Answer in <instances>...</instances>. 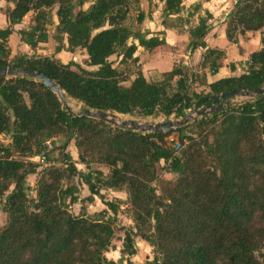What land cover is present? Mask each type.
<instances>
[{
	"label": "trees",
	"instance_id": "16d2710c",
	"mask_svg": "<svg viewBox=\"0 0 264 264\" xmlns=\"http://www.w3.org/2000/svg\"><path fill=\"white\" fill-rule=\"evenodd\" d=\"M9 26L0 28V67L30 68L53 78L72 98L101 111L139 116L185 115L193 107L191 81L195 73L179 61L162 79L150 81L143 70L129 78L110 60L139 64V47L153 51L166 44L159 34L151 35L125 24L132 5L140 0H5ZM94 1L84 9V5ZM152 1V0H150ZM166 3L167 17L190 25L192 52L207 48L211 30L210 12L201 13L195 4L186 15L183 0ZM58 6L59 25L54 35L56 52L86 49L88 70L75 61L64 63L55 56H12L9 44L31 11L44 13ZM78 8H80L78 10ZM2 7L0 5V12ZM176 15V17H172ZM148 13L140 10L138 23ZM197 22L193 24V20ZM261 32L262 48L250 55L248 71L207 83V95L237 88L264 85V0H237L227 19V37L238 43L239 35ZM32 49L48 42L47 24L36 22L20 30ZM67 38L68 45L64 43ZM134 38L137 42L129 43ZM221 50L208 49L202 64L212 62ZM76 66L77 69L73 67ZM232 69L234 65H231ZM197 105L204 93H194ZM193 125L197 135L185 130ZM178 133V147L168 139ZM2 135H11L5 145ZM64 137L58 162L39 172L36 197L30 195L28 177L38 173L34 156L50 155L48 141ZM88 172L79 171L70 153L71 141ZM53 142H55L53 140ZM165 161L175 180L160 177L158 164ZM110 168L108 176L94 165ZM77 175L92 193L104 188L126 189L135 228L128 229L122 253L137 254L136 237L149 242L156 252L152 264H264V97L237 104L205 116L171 133H142L71 113L56 93L30 76L0 77V204L8 214L0 226V264H118L109 259L116 234L120 206L106 201L108 210L97 215L75 214L69 206L79 200L75 185H66ZM109 211L112 214H109ZM108 214V216H107ZM127 264H134L130 259Z\"/></svg>",
	"mask_w": 264,
	"mask_h": 264
},
{
	"label": "rangeland",
	"instance_id": "374dc122",
	"mask_svg": "<svg viewBox=\"0 0 264 264\" xmlns=\"http://www.w3.org/2000/svg\"><path fill=\"white\" fill-rule=\"evenodd\" d=\"M94 1H89L84 5V9H87L91 6V4ZM237 3V0H232L231 4L229 5L228 14H224V17L228 18L229 13L231 10L235 7V4ZM1 7L2 10L0 12V16L3 15L6 19V23L4 21V28L8 27L9 19L7 16V9L9 7H13V4L7 3L5 0H1ZM166 3L161 2L160 0H140L139 4H133L129 17L127 21L125 22L126 25L132 27L135 30H141L143 32L150 33L151 35L159 34L161 37H164V32L160 31L161 25H163L164 19L167 17V13H165ZM58 9V6L51 10H47L44 13L31 11L26 17L23 19V21L15 25L18 28L15 29V32L12 34L9 40V44L12 50V56L16 55H22V54H28L26 51L23 50V40L20 33V30L24 29L27 30V28H31L33 25H35L36 22L43 21L47 24V29L49 32V40L46 42L45 46H42L41 53L42 54H34L33 50H29L31 52V55H37V56H56V47L59 44V42L54 39V35L57 33V26L59 25V19L56 14ZM80 8H78L79 10ZM140 10H144L148 13V17L144 21V23H138L137 16L139 14ZM185 15V12L182 14ZM196 20H193V24L196 23ZM170 25H174V28L177 32H186L190 36L189 28L190 25H188L185 21H179L175 18H169L168 20ZM2 22H0L1 25ZM212 25V24H211ZM164 26V25H163ZM165 27V26H164ZM167 28V27H166ZM191 40V38H190ZM137 42L134 38H131L129 40V43ZM65 45H68L67 38L64 40ZM189 41H186L184 43H180L176 45L173 43L172 45L174 47H168L163 46L161 50L155 49L153 51L144 49L143 47H140L137 54L140 57L139 64H135L133 62L129 63H121L122 56L119 54H115L112 57H110V60L113 62L115 67H118L123 73V76L128 77L129 79L123 82L124 85L129 86L131 84V81L135 78L136 72L138 70H143L146 78L150 81H159L162 79L163 72L171 70L172 67L179 63V61H186V65L191 68L193 73H195L194 79L191 81V90L194 100V105L192 108L186 111L185 115L188 114L193 109L202 108L205 107L207 104L204 105H197L198 99L194 96V93H204V95H207V93L210 91V88L207 83H209V74H214L213 69L214 66H212V62H208L206 64H202V61H197L194 59V52L191 51L189 48ZM261 45H258L260 47ZM159 48V47H158ZM170 52L168 55H171L172 57H175V59L172 57L168 58L165 53ZM63 52V51H62ZM67 54L63 55L61 60L64 63H68L70 61H75L77 64L87 68L88 70H97L98 67L96 66H90L88 64L89 61V55L86 49H78L75 52L66 51ZM165 52V53H164ZM240 52V51H239ZM192 53V54H190ZM236 53L238 51L236 50ZM157 54V55H156ZM29 55V54H28ZM156 55V56H155ZM157 58L158 61H160L161 65H154L153 62H150L152 59ZM225 57L218 56L215 60V65H221L224 61ZM159 63V62H158ZM74 69H77L76 66L73 67ZM145 69V70H144ZM210 76V75H209ZM249 98L247 97H236L233 98L232 101L236 102L237 104L243 103L245 101H248ZM66 103L68 104V109L74 114H80L84 111L86 108V105L71 96L66 97ZM118 113V112H114ZM185 115L181 116L184 117ZM119 119L122 121H130V120H136V121H143V122H151V123H157V122H163L168 121L176 117L175 115H172L170 117H167L165 115H159V116H139L136 114H122L118 113ZM178 117V118H181ZM199 120V119H198ZM195 122V121H194ZM194 122L190 123L193 124ZM185 133L188 135H197V128L193 125L189 126ZM1 140L5 145H9L12 142L11 135H2ZM53 140L55 142H53ZM51 139L48 141L50 155H45L43 157L41 156H34L31 159L33 161H36L40 163V166L38 168V173L31 174L28 177V183L30 185V195L32 197H36V188H37V181L39 178V172L42 171L50 162L51 163H57L59 165H62V163L58 162V155L60 153V149L56 148L59 147L60 144L63 143L64 137L57 136L55 139ZM169 143L177 148L178 147V141L179 136L178 133L172 134L169 139ZM66 152L70 153L71 159L75 161L79 171L86 173L89 171L85 167L84 164L80 162L79 159V150L75 144V139L71 141L69 144ZM50 161V162H48ZM93 169L100 170L104 173V176H108L111 172L110 168L105 165H94ZM158 171L160 174V177L165 179H171L175 180L177 178V175L170 172L168 169V164L165 161H161L158 164ZM66 185H75L77 188L76 195L78 196L79 200L75 203H72L69 206V209L75 213V214H81L86 213L88 215L94 216L100 213L103 210H108V206L106 204V201H113L114 203L118 204L120 206L119 213L117 215V221L115 224L116 227V234L113 238L112 245L109 249V251L106 252V256L118 262V264H127L128 260L130 259L133 261L134 264H152L155 261L156 252L154 251V247L144 240L141 236L136 237V248H137V254L134 256H129L127 254H123L122 250L124 248V238L126 236V231L128 229L135 228V221L133 218V212L131 210V203L129 201V196L126 189L123 190H114L109 188H104L101 190V196L100 195H94L93 201H90V197L92 195L90 188L88 184L85 182L84 178L77 175L74 177V179L66 183ZM109 214H112L111 211H109ZM108 216V214H107ZM8 214L6 213L4 209V204H0V226H4L7 223Z\"/></svg>",
	"mask_w": 264,
	"mask_h": 264
},
{
	"label": "crops",
	"instance_id": "0c3cea01",
	"mask_svg": "<svg viewBox=\"0 0 264 264\" xmlns=\"http://www.w3.org/2000/svg\"><path fill=\"white\" fill-rule=\"evenodd\" d=\"M231 2L232 0H183V4L186 7V10L184 11L185 15L186 12L189 11L193 5L198 3L202 5V9H201L202 14L206 15V12H210L213 15V18L210 21V23L212 24L211 30L205 38L208 45L207 48H198L197 50L194 51V59L197 61H203L204 58L203 56L208 49H216V50H221L223 52V54L220 56L225 57L224 61L221 65H219L216 73L212 75L209 74L210 76L208 75L209 83H212L214 81H217L219 79L228 76H240L246 73L250 65L251 53L262 48L260 31L247 32L244 35H239L238 43H232L229 41L226 33L228 18L227 17L225 18L224 14L225 12L226 14H228V12L230 11V10L228 11L227 8L231 4ZM0 5H1V0H0ZM172 17H176V15H173ZM4 21L6 23L5 17L1 15L0 22L2 23L0 25V28H4ZM17 28L18 27L16 26L15 29ZM159 30L164 32V38L166 39V44L157 48L159 50H161L163 46L165 47L167 45L168 47L171 46L174 47L172 45L173 43L178 45L186 41L190 42V36L185 31L180 33L177 32L174 28H166L163 25H161ZM45 44L46 42H41L39 43L36 49H32L26 42H23L22 48L29 55L32 54L31 52H29V50H33L34 54L39 55L42 54L41 48L42 46H45ZM258 45L261 46L258 47ZM236 50L238 51V53H236ZM169 53L170 52L166 51L165 55H167V57L170 56L168 58H171L172 56L168 55ZM65 54H67V52L66 50H63V52L57 53L55 57L61 59L62 56ZM173 58L175 59V57H172V59ZM150 62H153L154 65L162 64L160 61H158L156 57L152 59ZM185 63L187 62L185 61ZM232 64L234 65L233 69L231 67Z\"/></svg>",
	"mask_w": 264,
	"mask_h": 264
},
{
	"label": "water",
	"instance_id": "95a60500",
	"mask_svg": "<svg viewBox=\"0 0 264 264\" xmlns=\"http://www.w3.org/2000/svg\"><path fill=\"white\" fill-rule=\"evenodd\" d=\"M19 76H30L33 77L35 80L46 85L54 93L57 94L60 101L68 109V104L66 103V95H68V93L53 78L47 76L42 72L35 71L30 68H21L16 66L0 67V77L2 78L10 79ZM259 95L264 97V85L254 89L237 88L222 94L205 95L200 99V101H211L213 104L206 105L205 107L202 108L193 109L184 117L180 116L181 118H178L176 116L171 120L157 122V123L143 122L136 120L122 121L119 119L118 113H114L111 111L105 112L87 106L83 112L75 115H85L93 119L105 121L114 127H120L125 130H134L137 132H142L144 134L156 133V132L171 133L174 132L176 129L184 127L205 116L212 115L214 113L235 106L236 102L232 101L233 98L241 96V97H247L249 98V100H251Z\"/></svg>",
	"mask_w": 264,
	"mask_h": 264
},
{
	"label": "flooded vegetation",
	"instance_id": "af4514ba",
	"mask_svg": "<svg viewBox=\"0 0 264 264\" xmlns=\"http://www.w3.org/2000/svg\"><path fill=\"white\" fill-rule=\"evenodd\" d=\"M211 102V101H210ZM209 104H213L212 102L211 103H209ZM209 104H207V105H209Z\"/></svg>",
	"mask_w": 264,
	"mask_h": 264
},
{
	"label": "bare ground",
	"instance_id": "6f19581e",
	"mask_svg": "<svg viewBox=\"0 0 264 264\" xmlns=\"http://www.w3.org/2000/svg\"><path fill=\"white\" fill-rule=\"evenodd\" d=\"M68 95H66V97H67Z\"/></svg>",
	"mask_w": 264,
	"mask_h": 264
}]
</instances>
